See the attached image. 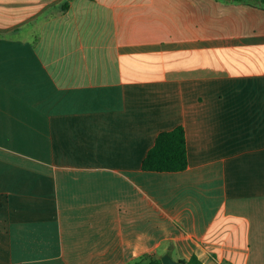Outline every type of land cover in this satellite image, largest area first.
Masks as SVG:
<instances>
[{
    "label": "crops",
    "instance_id": "crops-1",
    "mask_svg": "<svg viewBox=\"0 0 264 264\" xmlns=\"http://www.w3.org/2000/svg\"><path fill=\"white\" fill-rule=\"evenodd\" d=\"M165 255L264 264V8L0 0V264Z\"/></svg>",
    "mask_w": 264,
    "mask_h": 264
},
{
    "label": "trees",
    "instance_id": "trees-1",
    "mask_svg": "<svg viewBox=\"0 0 264 264\" xmlns=\"http://www.w3.org/2000/svg\"><path fill=\"white\" fill-rule=\"evenodd\" d=\"M264 8V0H235ZM188 166L186 132L179 125L159 133L154 145L146 153L141 168L146 172H181ZM182 264H203L196 256L179 261ZM130 264H162L160 258L143 256Z\"/></svg>",
    "mask_w": 264,
    "mask_h": 264
},
{
    "label": "water",
    "instance_id": "water-1",
    "mask_svg": "<svg viewBox=\"0 0 264 264\" xmlns=\"http://www.w3.org/2000/svg\"><path fill=\"white\" fill-rule=\"evenodd\" d=\"M162 264H182L179 261H174L170 256L165 255L161 258Z\"/></svg>",
    "mask_w": 264,
    "mask_h": 264
}]
</instances>
